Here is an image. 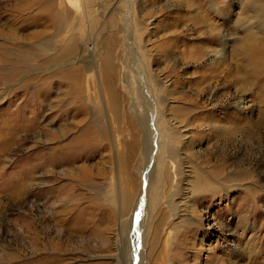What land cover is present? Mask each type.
Returning a JSON list of instances; mask_svg holds the SVG:
<instances>
[{
    "label": "rangeland",
    "instance_id": "obj_1",
    "mask_svg": "<svg viewBox=\"0 0 264 264\" xmlns=\"http://www.w3.org/2000/svg\"><path fill=\"white\" fill-rule=\"evenodd\" d=\"M209 1L224 20L201 0H0L13 52L0 68L27 57L23 80L46 90L0 85V130L12 113L38 114L16 144L0 140V264H122L137 230V263L264 264V72L237 73L238 48L223 42L239 25L264 37V0ZM59 128L65 151H48ZM126 191L143 193L139 221L121 216Z\"/></svg>",
    "mask_w": 264,
    "mask_h": 264
},
{
    "label": "bare ground",
    "instance_id": "obj_2",
    "mask_svg": "<svg viewBox=\"0 0 264 264\" xmlns=\"http://www.w3.org/2000/svg\"><path fill=\"white\" fill-rule=\"evenodd\" d=\"M201 2L202 3H204L205 5H208L207 3H209V6H210V8L213 10V12H214V15L216 16V17H218L219 19H222V20H224V17H223V15H224V13L222 12V10L221 9H218V5L215 3V2H213V1H209V0H201ZM13 4V3H12ZM236 4V3H235ZM250 11H253V12H256V11H259V12H262V10H259L258 9V7H257V4H254V5H251V7H250ZM241 11H243V10H241ZM50 17V16H49ZM52 19V18H51ZM50 19V20H51ZM63 19V18H62ZM55 20V19H54ZM52 21V20H51ZM64 21V20H63ZM63 21L62 22H60V23H58L59 25V29H57V34L59 35V33L61 32V28H63L62 26H63ZM54 22H52V24H53ZM224 23V22H223ZM208 26V25H207ZM236 26V25H235ZM214 28V27H213ZM258 29H260V31H263L264 32V21L262 20L261 21V24L259 25V27H258ZM209 30V29H208ZM236 32L237 33H240V32H242V33H244L245 34V36H244V38L239 42V41H236V38H237V36H236V34L237 33H235L234 35H228L227 36V38L225 37L224 38V40H223V42H224V46L225 47H232L233 49H234V47H235V49L236 48H238L237 49V55L239 56V58H241V60L242 61H240V63H238V65L237 66H235V68L234 69H236V71H237V73H238V71H241L240 69H243L244 68V66L245 65H248L249 67H251L252 68V71H253V73L255 74H257V73H261V72H264V37H260V36H257L256 35V32H246V30H245V27H243L242 25H239L237 28H236ZM4 31V30H3ZM214 31V30H213ZM212 33V32H211ZM241 33V34H242ZM61 34V33H60ZM204 34H205V32H204ZM207 35H208V33H207ZM222 35H223V33H222ZM215 37V36H214ZM220 37V36H219ZM239 38H241V37H239ZM4 43V42H3ZM30 45V44H29ZM51 43H50V41H47V40H43V42L41 41V42H38L37 43V46H38V48L39 49H41V50H49L50 49V47H51ZM8 46V45H7ZM263 47V48H262ZM19 48V47H18ZM28 49H30V47L29 48H27V46H25L24 47V49H19V50H22V52L23 51H25V53H24V55L26 54V51L28 50ZM3 53H2V52ZM5 52H9L10 54L11 53H13V52H10V49L9 48H5V46L4 45H1L0 44V63L3 61V57L4 56H6V55H4L5 54ZM225 53V52H224ZM58 55V54H57ZM57 55H53L52 57H50L49 59H47V61L48 62H52V61H57L58 59H60V58H57ZM207 55V54H206ZM220 55V54H219ZM206 58V57H205ZM238 58V57H237ZM236 58V59H237ZM223 59V58H222ZM218 60V59H217ZM219 64V63H218ZM218 64H216L215 66H218V67H225V66H220V65H218ZM225 65V64H224ZM215 66H213L214 67V70H215ZM27 67H28V59H27V57H25V58H23L19 63H16L15 64V66H14V68H12V67H9V65H7L6 67H2V68H0V70H5V75H0V85L1 84H3V86H5V85H9V87H13V86H15L16 87V84H18L20 81H22L23 80V76L21 75L22 73H23V71L25 72L26 71V69H27ZM243 67V68H242ZM238 69V70H237ZM246 68H244V70H245ZM219 73H220V71H221V73H222V71L223 70H226V67L225 68H217L216 69ZM235 71V72H236ZM9 72V73H8ZM24 74V73H23ZM253 74V75H254ZM21 75V76H20ZM217 75V74H216ZM232 74L231 73H229V72H227L226 74H223L222 75V78H223V80H224V78H226V79H229V77H232V80H233V77L234 76H231ZM221 76V75H220ZM219 76V77H220ZM238 76V75H237ZM255 76V75H254ZM264 76V75H263ZM210 77V76H209ZM218 77V76H217ZM22 79V80H21ZM25 79V78H24ZM236 79L238 80V77H236ZM234 80H235V78H234ZM224 82H225V80H224ZM227 82V81H226ZM228 82H230L229 80H228ZM228 84V83H227ZM139 86H140V83H139ZM138 86V87H139ZM227 86V85H226ZM8 86L6 87V88H9ZM21 87V88H20ZM32 87H34V88H32ZM141 87V86H140ZM144 87V86H143ZM22 89V92H25V93H29L30 95H33L34 93H37V95H38V91L39 90H45L44 88H42V87H35V85L34 86H32V84H31V82L30 81H24L23 80V82L22 83H20L19 84V86L17 87V89H10V90H7V93H10V92H12V94H14V95H16L17 93H19V91H20V89ZM41 88V89H40ZM145 88V87H144ZM238 88V87H237ZM241 88V87H240ZM149 89V88H148ZM148 89H146V90H148ZM243 88H241V90H242ZM141 90H143V89H141ZM150 90V89H149ZM148 90V91H149ZM235 90H236V88H235ZM29 91H33V92H29ZM46 91V90H45ZM139 91V90H138ZM243 92H244V89L242 90ZM40 92V91H39ZM151 92V91H150ZM141 93V92H140ZM144 93V92H143ZM147 93V92H146ZM145 93V94H146ZM41 94V93H40ZM45 94V93H44ZM148 94H150V93H148ZM8 96V95H7ZM28 96V95H27ZM41 96V95H40ZM142 96H144V97H142V100H143V103H145L148 107H145L144 109H146V108H152L151 107V103H150V99H149V96L147 97L146 95H144V94H142ZM26 98V97H25ZM152 99V98H151ZM25 103H32L33 102V100H32V98H28L27 100H25L24 101ZM36 103V102H35ZM153 103V102H152ZM40 105V104H39ZM78 105V104H77ZM81 106V105H80ZM238 107H239V105H238ZM82 108V107H81ZM40 109V108H39ZM244 109H245V107H244ZM247 109V108H246ZM19 110H21L22 111V109H21V107L19 106V105H17L16 106V109H15V111L16 112H19ZM151 111H152V109H150ZM234 110L237 112V111H239V108H237V107H234ZM33 110H31V112H32ZM150 111V112H151ZM146 112V111H145ZM143 117V116H142ZM18 118H22V121H21V125L20 126H17L16 125V123H17V119ZM37 118H38V114L35 112V110L33 111V113H32V115H30L29 117H26V118H24L23 116H19V115H16L15 113L13 114H11L10 116H8L7 117V119H6V124H1L2 125V127H1V130H0V140H2L3 139V137H4V139L6 138V136H7V138H6V140H4V142H6L7 143V145L5 146V150H7L8 149V147H10V143H13V144H16L17 143V141H16V139L17 138H15V135L17 136L18 135V133H20V132H23L25 135H28L29 133H31V131L34 129V128H36L37 127V124H38V122L36 123V120H37ZM42 118V117H41ZM146 118V117H145ZM156 118V117H155ZM150 120V119H149ZM28 122H33V126H28ZM95 122H96V120H95ZM110 122V121H109ZM143 122V121H142ZM149 122V121H148ZM152 122V121H151ZM99 123V122H98ZM255 123V122H254ZM63 125V124H62ZM45 124L43 125V128H45ZM39 127V126H38ZM61 127V126H60ZM104 127V126H103ZM94 128V127H93ZM92 128V129H93ZM148 128V127H147ZM244 127H242L241 129H236V131H238V130H242ZM64 129V128H63ZM62 128H59V129H57V130H55L54 132L56 133V134H54V133H50V132H46L47 133V137H48V139H47V142H48V151L49 150H55L56 152L57 151H63V149H64V151H65V147H66V145L65 144H63L62 142L63 141H65L64 140V136H65V133H64V131L65 130H63ZM91 129V130H92ZM95 129V128H94ZM152 129H153V127H152ZM245 129V128H244ZM148 130V129H147ZM217 130H220V129H217ZM105 132H106V130H104ZM113 131V130H112ZM149 131V133H150V130H148ZM153 131V130H152ZM214 131V130H213ZM104 132V133H105ZM115 132V131H114ZM219 134H223V129L222 130H220V131H217ZM239 132V131H238ZM89 133V132H88ZM111 133H113V132H111ZM155 133V132H154ZM82 134V133H81ZM97 134V133H96ZM83 135V134H82ZM92 135V134H91ZM107 135V134H106ZM149 136V135H148ZM156 136V135H155ZM232 137V136H231ZM231 137L230 136H228V135H221V137H220V139H219V141L220 142H224V143H226V142H229V140H231ZM84 138V137H83ZM151 138V137H150ZM149 138V139H150ZM153 138V137H152ZM82 139V138H81ZM112 139V138H111ZM115 139V138H114ZM152 140V139H151ZM15 141H16V143H15ZM68 141V140H67ZM115 141H116V139H115ZM114 141V142H115ZM155 141V140H154ZM84 142V141H83ZM93 142V141H92ZM91 142V143H92ZM12 145V144H11ZM55 145H57V146H55ZM151 148V147H150ZM146 149V148H145ZM153 149V148H152ZM148 151H149V149H147ZM152 154V153H151ZM154 159V158H153ZM149 160V159H148ZM147 160V161H148ZM152 159H150V161H151ZM163 161V160H162ZM149 164V163H148ZM161 164V163H160ZM151 165V164H150ZM150 168H152V167H150ZM164 170H165V166H164ZM63 172H65V170L63 171ZM66 173V172H65ZM152 174V173H151ZM198 182H199V185L202 187V188H204V189H206V188H208V187H210V184H209V181L204 177V179H203V177L200 175V176H198ZM213 180V179H212ZM143 188V187H142ZM201 188V189H202ZM148 189V188H147ZM128 190V189H127ZM143 191H144V189H143ZM129 192H131V191H129ZM146 192V191H145ZM142 193V192H141ZM141 193H139V197H140V195H141ZM137 198V200L135 201V200H133L134 198H133V196L130 194V193H128L127 191H126V193H124L123 194V198L121 199V201H122V205L120 206V208H121V211L123 210V209H125V212H124V210H123V214H121V216H124V214H125V216L127 217V215L129 214V213H131V216L132 215H134L135 217H134V219L132 218V220H134V222L136 221L135 220V218L137 219L138 217L137 216H141L140 215V211H136L137 209L139 210V207H140V205H141V203L143 202V193H142V196H141V199L140 198ZM65 203V202H64ZM186 209L185 208H182V209H180L179 210V213L181 214V216H185L186 215ZM124 216V217H125ZM129 216V215H128ZM60 219V218H59ZM129 220V219H128ZM131 220V219H130ZM131 220V221H132ZM139 220H141V219H139L138 218V221ZM63 222H64V220H62ZM131 221H129V222H131ZM137 221V222H138ZM22 222L24 223L23 224V226H24V228H27L28 230H32V225H29L28 223H26L27 221L25 220V219H22ZM128 222V221H127ZM128 222V223H129ZM128 223H126L127 225H129ZM125 224V225H126ZM133 224V223H132ZM135 225V224H134ZM132 226V225H131ZM132 228V227H131ZM140 228V230H141V227H139ZM139 228H137V229H139ZM130 229V228H129ZM26 230V229H25ZM133 230H135V228L133 229ZM33 232H35L34 230H33ZM128 232V231H127ZM139 231L137 230V231H134L133 232V236H129V239H127V241H125V243H123V244H121V246H120V250L118 251V255L116 256V258H115V261L116 260H118L119 258L120 259H122V264H125V262H124V259H127L126 257H130V261L128 260V264H129V262L131 263V264H141V262H140V260H139V263H137V259L140 257V256H143L142 255V250H138V239L139 238H141L140 237V235H139V233H138ZM144 234H145V232H143ZM36 234V233H35ZM48 234V233H47ZM132 234V233H131ZM141 234V236H142V233H140ZM127 236V235H126ZM38 237V236H37ZM124 246V247H123ZM127 248H126V247ZM140 253H141V255H140ZM13 257V256H12ZM12 257H10V259L12 258ZM119 259V260H120ZM34 261H36V260H34ZM46 261H47V259H46ZM50 261V260H49ZM48 261V262H49ZM19 262V261H18ZM44 262V261H43ZM32 263H34L32 260L31 261H28V260H26V259H23V261H21V263H16V264H32ZM116 263H117V261H116Z\"/></svg>",
    "mask_w": 264,
    "mask_h": 264
}]
</instances>
